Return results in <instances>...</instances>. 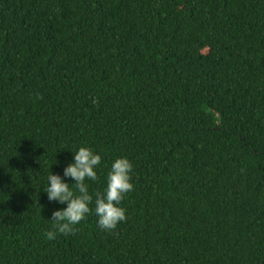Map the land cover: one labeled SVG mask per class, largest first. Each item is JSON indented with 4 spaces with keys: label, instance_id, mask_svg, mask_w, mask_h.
I'll use <instances>...</instances> for the list:
<instances>
[{
    "label": "trees",
    "instance_id": "1",
    "mask_svg": "<svg viewBox=\"0 0 264 264\" xmlns=\"http://www.w3.org/2000/svg\"><path fill=\"white\" fill-rule=\"evenodd\" d=\"M80 146L126 220L47 240ZM0 264H264V0H0Z\"/></svg>",
    "mask_w": 264,
    "mask_h": 264
},
{
    "label": "clouds",
    "instance_id": "2",
    "mask_svg": "<svg viewBox=\"0 0 264 264\" xmlns=\"http://www.w3.org/2000/svg\"><path fill=\"white\" fill-rule=\"evenodd\" d=\"M72 153V162L62 167L60 173L49 171L46 189L49 203L64 207L53 210L49 221L54 230L45 233L47 240L58 235L69 236L89 214L96 217L97 227L112 232L126 220V210L121 207L126 195L134 190L132 181L133 165L127 157L115 158L106 174L102 191H90L87 183L96 182L102 156L88 146H80ZM57 167L59 161L54 160Z\"/></svg>",
    "mask_w": 264,
    "mask_h": 264
}]
</instances>
